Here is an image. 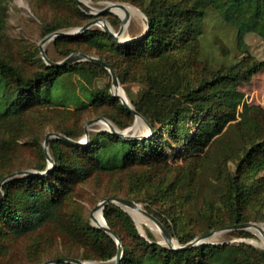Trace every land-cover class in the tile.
<instances>
[{
    "label": "trees",
    "instance_id": "16d2710c",
    "mask_svg": "<svg viewBox=\"0 0 264 264\" xmlns=\"http://www.w3.org/2000/svg\"><path fill=\"white\" fill-rule=\"evenodd\" d=\"M7 1L0 0V34L4 29V4ZM203 1L231 24L239 36L245 33L264 35V0ZM152 2L155 4L149 8L132 2L145 14L147 29L142 35L126 43L120 44L108 33L94 29H87L75 36L55 38V43L63 50L64 55L75 51L73 45L80 43L98 49L99 58L110 64L120 82L125 78V72L103 55L104 50L128 62L137 58L160 61L166 64L163 70L168 69L160 77L150 78L148 87L138 99H130L133 108L152 127L148 136L127 139L116 133L100 131L89 135L88 142L84 144L54 138L50 148L53 165L48 169L43 160L36 166L38 171L48 170L46 174L13 175L4 180L14 170L0 172V264L7 257L10 245L21 238L26 240L24 250L28 256L32 259L36 255L40 233L46 225L61 218L64 207L73 203L77 182L88 180L100 170L165 165L171 142L185 141V146H181L180 150L182 154L193 149L201 151L212 137L221 132L227 122L236 119L237 105L242 96L238 93L237 86L248 82L254 73L264 69V60L233 63L225 70L212 73L209 78L202 77L195 84L190 82L182 71V64L170 55L176 53L178 47L196 42L200 33L199 23L204 17L203 8L206 6H187L164 0ZM70 4L76 14L86 16L76 0H70ZM67 26L55 23L47 28L46 33ZM107 72L106 68L96 62L79 61L64 66L41 62V66L31 74H24L19 67L0 58V123L38 106L60 105L61 97L70 95L75 102L89 101L97 106L114 104L128 118L127 125H130L134 115L120 99L111 94L109 84L97 90L89 87L95 77ZM74 76L77 78L76 82L73 80ZM83 108L76 107L75 110ZM251 108L254 107L243 105L237 124L244 132L242 135L246 143L238 172L247 171L252 179L239 177L232 180L225 200L228 207L227 220H222L217 212L213 216L206 215L210 224L203 234L213 228L224 229L250 221L245 212L246 207L252 198L264 192V176L255 178V173L264 168V109L255 108L254 115L245 117V111ZM203 112L205 116L199 119L195 134L188 139V134L191 133L188 126L191 115ZM115 122L119 125V122ZM60 133L74 140L78 135L69 130H62ZM15 143L16 140L6 137L0 139L1 164L9 160ZM172 193L174 190L168 185L165 190H158V193L153 191L150 200L170 202ZM130 198L135 202L142 200L137 196ZM146 211L154 215L171 236L176 234L174 226L169 222V219L177 216L175 209L169 208L166 216L149 207ZM103 217L109 228L120 238L124 252L120 264H264V250L243 242L203 243L182 249L166 248L149 242L139 235L130 216L113 203L104 207ZM64 235L81 246L88 247L93 255L83 256L85 260H105L115 256L118 250L117 242L107 232L86 221L76 223L71 219L70 224L65 226ZM194 236L190 234L187 238L178 237V240L184 245Z\"/></svg>",
    "mask_w": 264,
    "mask_h": 264
},
{
    "label": "rangeland",
    "instance_id": "374dc122",
    "mask_svg": "<svg viewBox=\"0 0 264 264\" xmlns=\"http://www.w3.org/2000/svg\"><path fill=\"white\" fill-rule=\"evenodd\" d=\"M83 1L93 10H99L108 3H123L138 10L126 11L129 20L120 38L118 40L114 38L120 44L142 35L147 29L145 14L132 2L135 1L147 8L155 4L152 0ZM164 1L178 2L187 6H206L203 8L204 17L199 23L200 33L196 42L187 43L182 48L178 47L176 53L170 55L177 60L176 62L182 64V71L190 82L195 84L202 77L209 78L212 73L225 70L233 63L245 64L252 60H264V35L245 33L239 36L237 30L203 0ZM4 8L5 21L4 29L0 34V58L19 67L24 74H31L41 66V62L46 63L41 56L39 44L45 36L56 32L46 33L48 27L55 23H63L68 26L57 31H65L73 35L75 30L77 32L79 27L96 17L88 15L80 7L86 16L76 14L70 0H8ZM99 17L105 19L113 31L119 30L122 19L119 9L105 12ZM90 29L104 31L99 24L93 25ZM55 38L45 42L43 49L51 60L60 61L67 55H64L63 50L55 43ZM73 48L75 49L73 52H84L97 57L100 55L98 49L83 43L73 45ZM103 55L125 72V78L121 80L120 86L129 101L140 97L148 87L150 78L160 77L168 69L163 70L166 64L160 61L137 58L128 62L106 50ZM73 80L76 82L77 78L74 76ZM107 84L110 88L109 72L95 77L89 87L97 90ZM237 91L242 96L237 105L236 119L227 122L221 132L212 137L201 151L193 149L182 154L180 150L181 146H185V141L171 142L167 151L169 158L165 165L134 166L113 171L100 170L88 180L77 182L73 203L64 207L61 218L53 224L46 225L40 233L36 255L32 259L28 256L27 251L24 250L26 240L21 238L10 245L7 257L2 260L3 264H44L49 259L66 254L82 260H85L83 256L92 257L93 254L88 247L65 237L64 229L70 224L71 219L76 223L86 221L92 225L90 219L92 208L103 198L112 195L126 198L140 197L142 200L137 202L140 207L145 210L147 207L159 210L165 214L164 216L169 208L175 209L177 216L169 219L176 230V234L172 236L173 244L181 245L178 237L187 238L188 235L194 234L195 238L204 235L203 232L210 224L206 215L213 216L217 212L222 220H227L228 207L225 200L230 183L239 177L252 179L247 171L238 172V164L244 156L246 143L242 135L244 132L237 121L241 118L239 113L243 110L244 104L254 107L245 111V117L254 115L255 108L264 109V69L254 73L248 82L239 84ZM59 104L38 106L0 123V139L6 137L17 142L9 160L0 163V172L14 170V173L21 172L15 175H28L30 173L26 171L37 172L36 166L43 160L46 161L47 166H52L54 161L52 159L50 164L44 150L46 136L52 132L69 130L73 134H78L75 140L87 143L89 135L100 131L110 132V127L102 119L89 124L90 121L98 118L107 119L119 130L128 129L129 135L138 137L147 134V126L144 122L135 120L134 116L132 123L127 125L128 118L116 109L114 104L97 106L89 101L75 102L70 95H63ZM76 107L84 108L76 111ZM204 116L205 112L191 115V122L188 125L191 133L188 134V139L195 134L196 125ZM115 121L119 122V125ZM54 138L56 137H49L47 145L49 154L51 141ZM263 176L264 168L255 173V178ZM168 185L174 190L170 202L160 203L150 200L153 191L158 193V190H165ZM121 209L130 216L141 237L169 248L163 241L158 227L147 216L142 214L141 218L134 219L128 211ZM245 212L250 218L248 222L258 223L264 229V192L250 200ZM210 231H216L207 239L210 244L243 242L264 250L261 236L251 229L213 228ZM123 253L122 247V255ZM113 258L114 256L105 260L90 258L85 260V263L114 264Z\"/></svg>",
    "mask_w": 264,
    "mask_h": 264
},
{
    "label": "water",
    "instance_id": "95a60500",
    "mask_svg": "<svg viewBox=\"0 0 264 264\" xmlns=\"http://www.w3.org/2000/svg\"><path fill=\"white\" fill-rule=\"evenodd\" d=\"M79 7L85 11L88 15H95L96 17L92 20H90L89 22H87L86 24H84L83 26L79 27L74 31V33H72L74 36L77 35L76 33H82L87 29H90L93 25L98 24V22H107L105 19L100 18L99 15L104 14L105 12H112V8L113 7H124L123 3H108L105 7L99 9V10H94L92 11L90 9L89 6H87L82 0H76ZM129 20V15L126 14L125 18L121 19V26L119 28L118 31H112L108 28L107 25L102 26L101 28L108 33L109 35H111L112 37H114L116 40H118L120 38V36L122 35L123 29L125 27V25L127 24ZM66 35H70L69 32H65V31H56L53 32L51 34H48L47 36H45L42 41L39 44V49H40V53L42 58L44 59V61L46 62V64H50V65H58V66H64V65H68V64H72V63H77L79 61H92V62H96L98 64H100L101 66H103L104 68H106L110 74L111 77V91L112 94L116 97H118L122 104L135 116V120L137 118H139L142 122H144L148 128V133L144 134V135H140V136H133V135H129L127 134L128 129H124V130H119V129H115L114 127H112L110 129V132L112 133H116L122 137H125L127 139H132V138H143L148 136L151 132H152V127L150 125V123L141 115L139 114L131 105L130 101L128 100V98L125 95V92L122 89V94L119 93H115L114 92V88H117L118 86H120L121 82L117 76V74L115 73V71L112 69V67L110 66V64L102 59L99 58L97 56H93V55H89L87 53L84 52H72L69 55H67L65 58H63L60 61H52L46 54L45 50L43 49V44L45 42H47L48 40H51L52 38H55L57 36H66ZM100 119H104V118H98L95 120H92L89 122L93 123L95 121H99ZM107 120V119H106ZM85 135H87V128H85ZM50 136H54L56 138H60L62 140L71 142V143H76V144H84L82 141H77L74 139H71L65 135H63L60 132H52L49 135L46 136L45 139V143H44V150L46 152V156L48 161L50 162V164L52 163V158L49 154V152H47V145L49 143V137ZM87 137V136H86ZM51 166H48V169ZM48 170L45 171H37V172H29L26 171L30 174L32 173H36V174H46ZM16 173H21V172H15L13 174H10L8 176L5 177V179H8L9 177L15 175ZM2 196V188L0 185V198ZM109 203H114L118 206H120L121 208H123L125 211L126 207H137L139 204L137 202H135L132 199L129 198H125V197H119V196H110V197H106L103 198L101 201H99L93 208L90 214V219L91 221L93 220V212L99 210L103 219V223L100 225H95L93 224V221L91 222L92 225L101 228L102 230H104L105 232H107L118 244V250L116 255L114 256L113 260H114V264H120L121 258H122V247H121V243H120V238L118 237V235L109 228V226L107 225L104 217H103V209L104 207L109 204ZM140 211L142 214H144L145 216H147L159 229L161 235L163 236V241L168 245L169 248L171 249H182V248H188L191 246H196L199 244H203V243H208L207 239H209L210 237H212L216 231H209L204 235L201 236H197L195 237L193 240H191L190 242H188L187 244L184 245H179V244H173L172 243V236L171 234L167 231V229L164 227V225L152 214H150L149 212H147L145 209H143L142 207L140 208ZM250 227H256L260 233L262 234V236L264 237V229H262L258 223H254V222H245V223H241V224H235L232 226H228L224 229H249ZM59 262H66V263H72V264H86L85 260L79 259V258H75V257H70V256H61V257H56V258H52L47 260L44 264H55V263H59Z\"/></svg>",
    "mask_w": 264,
    "mask_h": 264
},
{
    "label": "bare ground",
    "instance_id": "6f19581e",
    "mask_svg": "<svg viewBox=\"0 0 264 264\" xmlns=\"http://www.w3.org/2000/svg\"><path fill=\"white\" fill-rule=\"evenodd\" d=\"M83 1V0H82ZM84 2V1H83ZM85 3V2H84ZM86 4V3H85ZM87 5V4H86ZM87 6H89V5H87ZM90 7V6H89ZM90 9H91V7H90ZM116 9H119L120 10V12H121V18L123 19V18H125V16H126V14H127V12L126 11H129V10H132V11H134V12H137L138 10L137 9H135L134 7H132V6H125V4H124V7H119V8H115V7H113L112 8V10H116ZM92 11H94L93 9H91ZM98 24L102 27V26H104V25H107L108 26V28L110 29V30H112V28H111V26H110V24L109 23H107V22H98ZM113 31V30H112ZM121 40H124V39H121ZM114 92L115 93H119V94H122L123 95V93H122V89H121V87H117V88H114ZM104 122H106L105 124H107V126L108 127H110V129L112 128V127H114L115 129H117L112 123H110L109 121H107L106 119H102ZM137 121H141L139 118H137ZM148 128H147V133H148ZM140 206L138 205L137 207H134V208H132V207H126V210L131 214V216L134 218V219H139V218H141V216H142V213H141V211H140ZM93 224H95V225H100V224H102L103 223V219H102V216H101V213H100V211L99 210H97V211H95V212H93ZM262 229H263V226H261V225H259ZM249 229H251V230H253V231H255L256 233H258L260 236H261V239H262V245L264 246V237L262 236V234L260 233V231L256 228V227H250ZM173 242V241H172ZM87 264H93V263H87Z\"/></svg>",
    "mask_w": 264,
    "mask_h": 264
}]
</instances>
